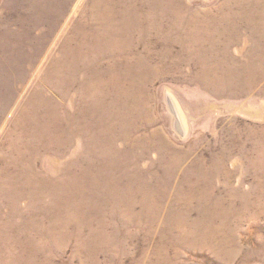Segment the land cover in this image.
Instances as JSON below:
<instances>
[{
    "label": "rangeland",
    "instance_id": "1",
    "mask_svg": "<svg viewBox=\"0 0 264 264\" xmlns=\"http://www.w3.org/2000/svg\"><path fill=\"white\" fill-rule=\"evenodd\" d=\"M0 264H264V0H0Z\"/></svg>",
    "mask_w": 264,
    "mask_h": 264
}]
</instances>
